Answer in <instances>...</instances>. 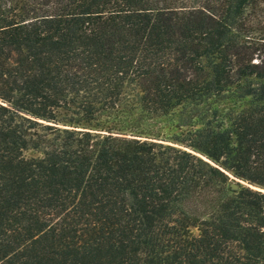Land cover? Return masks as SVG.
<instances>
[{
    "label": "trees",
    "instance_id": "obj_1",
    "mask_svg": "<svg viewBox=\"0 0 264 264\" xmlns=\"http://www.w3.org/2000/svg\"><path fill=\"white\" fill-rule=\"evenodd\" d=\"M0 264H264V0H0Z\"/></svg>",
    "mask_w": 264,
    "mask_h": 264
},
{
    "label": "rangeland",
    "instance_id": "obj_2",
    "mask_svg": "<svg viewBox=\"0 0 264 264\" xmlns=\"http://www.w3.org/2000/svg\"><path fill=\"white\" fill-rule=\"evenodd\" d=\"M133 95L130 91L127 92L125 98L122 100L118 115L116 119L125 121L122 129L127 134L131 133L136 135L137 133H145L148 137H157L160 139H169L174 134L178 133L176 128L178 124V112H172L164 117L145 118L142 114H139L137 107L134 103ZM244 105V101L236 99L234 95L229 92L223 95L219 100L213 103V107L217 110L215 119L217 122L222 121L227 113L237 111ZM26 156H36V152L28 151ZM233 182L240 180L231 178ZM252 189L261 190L256 186H250Z\"/></svg>",
    "mask_w": 264,
    "mask_h": 264
},
{
    "label": "water",
    "instance_id": "obj_3",
    "mask_svg": "<svg viewBox=\"0 0 264 264\" xmlns=\"http://www.w3.org/2000/svg\"><path fill=\"white\" fill-rule=\"evenodd\" d=\"M238 184H240V185H246L244 182H242V181H238L237 182ZM229 188L231 189V190H235L236 188H237V185H235V184H233V183H230L229 184Z\"/></svg>",
    "mask_w": 264,
    "mask_h": 264
}]
</instances>
